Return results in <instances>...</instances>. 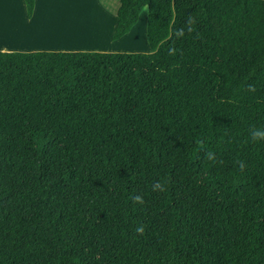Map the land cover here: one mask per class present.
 Listing matches in <instances>:
<instances>
[{
    "label": "trees",
    "instance_id": "16d2710c",
    "mask_svg": "<svg viewBox=\"0 0 264 264\" xmlns=\"http://www.w3.org/2000/svg\"><path fill=\"white\" fill-rule=\"evenodd\" d=\"M144 8L149 53L0 52V264H264V0H119L113 41Z\"/></svg>",
    "mask_w": 264,
    "mask_h": 264
},
{
    "label": "rangeland",
    "instance_id": "374dc122",
    "mask_svg": "<svg viewBox=\"0 0 264 264\" xmlns=\"http://www.w3.org/2000/svg\"><path fill=\"white\" fill-rule=\"evenodd\" d=\"M118 5L119 0H37L34 21L17 29L14 25L15 16L20 15L18 0H0V46L19 50L37 47L148 53L146 9L129 36L118 41L108 38L114 20L106 17L105 10L116 11Z\"/></svg>",
    "mask_w": 264,
    "mask_h": 264
},
{
    "label": "crops",
    "instance_id": "0c3cea01",
    "mask_svg": "<svg viewBox=\"0 0 264 264\" xmlns=\"http://www.w3.org/2000/svg\"><path fill=\"white\" fill-rule=\"evenodd\" d=\"M18 3H19V11H20V15H19V17H17V15L15 16V27L18 29V26L19 25H28L30 22H33L34 21V18H35V16L38 14V8H37V0H35V2H34V9H33V13H32V16H31V18L30 19H28L27 17H26V8H25V4H24V1L23 0H18ZM8 9H9V11H10V13L12 14L13 13V11L10 9V7H8ZM17 9H18V7H16L15 8V10L14 11H17ZM145 9V8H144ZM143 9V10H144ZM18 11V12H19ZM106 11V13H107V15H106V17H109V18H111L112 20H114V23H113V27H112V29L110 30V34L108 35V38L109 39H112V35H113V32H114V30H115V25H116V22H117V17H116V15H115V13H116V11H110V10H105ZM110 11V12H109ZM17 12V13H18ZM143 12V11H142ZM141 12V13H142ZM137 23H138V21H137ZM136 23V24H137ZM135 24V25H136ZM135 25L131 28V30L135 27ZM131 30L129 31V33H127L126 35H124L122 38H125V37H127V36H129V34H130V32H131ZM122 38H120V39H122ZM145 38H146V35H145ZM120 39H118V40H120ZM118 40H116V41H118ZM113 41V40H112ZM144 41V40H143ZM146 42H147V40H146ZM0 52H19V53H31V52H98V53H119V52H115V51H110V50H98V51H93V50H81V49H48V48H44V49H42V48H30V49H21V50H19V49H14V48H12V49H8V48H5V47H2V46H0ZM146 51H144V53H145ZM139 53V52H138ZM149 53V52H148ZM126 54H131V53H126Z\"/></svg>",
    "mask_w": 264,
    "mask_h": 264
},
{
    "label": "clouds",
    "instance_id": "9594fccd",
    "mask_svg": "<svg viewBox=\"0 0 264 264\" xmlns=\"http://www.w3.org/2000/svg\"><path fill=\"white\" fill-rule=\"evenodd\" d=\"M249 133H250L251 142L258 143L264 141V129H260L255 126H252L249 129ZM209 159L214 160V156L212 154H209Z\"/></svg>",
    "mask_w": 264,
    "mask_h": 264
},
{
    "label": "bare ground",
    "instance_id": "6f19581e",
    "mask_svg": "<svg viewBox=\"0 0 264 264\" xmlns=\"http://www.w3.org/2000/svg\"><path fill=\"white\" fill-rule=\"evenodd\" d=\"M81 32H82V30H81ZM99 35V34H98ZM81 36V35H80ZM80 38H82V37H80ZM83 40V39H82ZM83 42V41H82Z\"/></svg>",
    "mask_w": 264,
    "mask_h": 264
}]
</instances>
